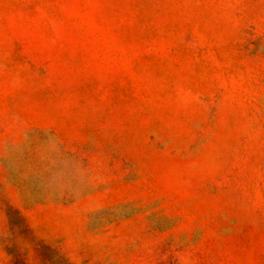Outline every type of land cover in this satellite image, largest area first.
<instances>
[{
	"label": "rangeland",
	"instance_id": "rangeland-1",
	"mask_svg": "<svg viewBox=\"0 0 264 264\" xmlns=\"http://www.w3.org/2000/svg\"><path fill=\"white\" fill-rule=\"evenodd\" d=\"M0 264H264V0H0Z\"/></svg>",
	"mask_w": 264,
	"mask_h": 264
},
{
	"label": "crops",
	"instance_id": "crops-1",
	"mask_svg": "<svg viewBox=\"0 0 264 264\" xmlns=\"http://www.w3.org/2000/svg\"><path fill=\"white\" fill-rule=\"evenodd\" d=\"M50 221L56 227H62L64 225H66L65 220L61 221L60 219L55 218V219H50Z\"/></svg>",
	"mask_w": 264,
	"mask_h": 264
}]
</instances>
